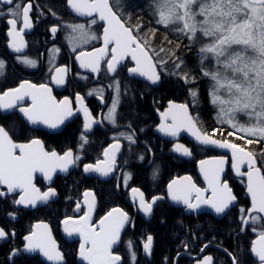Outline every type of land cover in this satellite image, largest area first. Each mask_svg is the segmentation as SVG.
<instances>
[{"label": "snow or ice", "instance_id": "1", "mask_svg": "<svg viewBox=\"0 0 264 264\" xmlns=\"http://www.w3.org/2000/svg\"><path fill=\"white\" fill-rule=\"evenodd\" d=\"M0 3L13 5L7 9V13L0 11V16L13 17L7 20L10 26L8 35L12 38L13 49L20 52L25 47L24 29L32 26L29 17L32 5L30 2L23 5L15 0H0ZM67 4L81 16L91 17L98 14L99 19L106 22V27L103 29L104 46L94 52H81L77 57L83 67L90 68L92 72H99L101 61L110 52V59L105 61L110 72H116L117 65L131 56L136 66L129 69L130 72L145 76L153 83L160 79L157 62H154L149 52V41L140 34L143 25L139 22L132 23L131 13L125 11L130 5H126L124 0H67ZM148 8L157 25L170 29L178 36L186 37L189 45L199 44L201 73L211 81V102L219 108L218 118L221 122L236 130L229 132L228 135L236 136L237 131L245 134V136H237V139H245L246 145L264 141V0H148ZM18 21L21 23L19 30ZM91 23H96V20L93 19ZM71 27L74 31L79 30L82 39H97L94 34L90 35L86 32L82 24ZM51 31L55 33L57 28L53 27ZM109 45L113 47L109 49ZM160 50L165 49L161 47ZM156 55L158 56L159 53ZM171 56H175V52H171ZM175 58L180 61L175 65L180 69L184 61L179 57ZM205 61L208 63L205 64ZM24 62L35 66L34 60L25 58ZM163 63L165 62L160 61L161 66ZM3 68L4 61L0 60V69ZM55 71L56 83L62 84L67 68L61 67ZM181 78L186 83L195 82L196 79L189 78L187 72L182 73ZM191 94L196 98L198 91L192 90ZM25 96L31 97L32 106L21 108L20 111L32 124H45L56 128L66 117L72 115L71 101L65 98L58 103L47 85L37 86L28 82L0 94V108H14L16 101L22 100ZM76 99L83 107V98L78 95ZM116 108L117 101H113L108 119L114 124ZM83 111L86 118L84 128L90 130L95 122L94 118L87 108H83ZM163 116L165 120L170 116L172 121L171 124L160 125V130L166 134L178 136L181 131L186 130L202 145L231 150L232 167L237 174L247 177L251 207L246 214L253 223L264 220V215H261L264 214V150H261L258 161L257 154L247 150L246 147L226 139H214L217 130H213L211 135L202 132L197 127L198 118L189 114L187 104L171 103L169 110L163 113ZM241 116L246 118L245 123L240 122ZM246 137H253L255 140ZM126 138L134 142L131 135ZM81 140L87 143V136L83 133ZM119 150V143L110 145L103 153L104 160H99L94 165L86 164L84 170L107 176L113 171L115 154ZM176 151L191 155L190 150L181 144L176 145ZM75 159L72 150L65 151L62 155L55 150L46 151L43 142L39 139H32L28 143H17L9 130L0 126V185H6L8 193L16 190L22 192L15 203L35 206L38 201L46 202L50 197L55 196L56 192L53 188L41 192L36 187L33 182L35 174L42 173L51 180L52 174L57 169L66 172L69 165L75 163ZM200 164L208 188H198L190 177H184L183 183L174 180L169 184L171 198L187 205L189 209H197L201 204H206L215 209L216 213H224L236 200L228 182L222 180L226 158H213L210 161H201ZM243 166H246V171H241ZM208 189H211V195L205 197ZM132 193L134 196H139L140 207L145 213H151L153 204L161 199V197H153L147 202L144 193L138 188H133ZM193 193H195L194 197ZM4 195L6 193L0 191V196ZM84 196L85 203L88 204V212L79 221L66 219L65 230L69 235L77 233L83 237L79 256L87 264H120L122 258L113 252V246L120 240L121 230L128 220L127 213L113 209L99 221V230H97L91 220L94 196L90 192H85ZM90 196L91 201L88 199ZM241 212L245 213V210L241 209ZM252 213L256 215H251ZM242 220L244 224L249 222L243 216ZM261 228L251 247V253L256 258L257 264H264V224H261ZM36 229L37 231L25 237L28 241V250H39L49 261L61 264L64 255L52 239L48 226L38 224ZM252 231L255 232L256 228L253 227ZM8 235L9 233L0 227V238ZM151 245L152 237L149 236L144 245L145 250L150 251ZM232 260L233 264H240L235 256H232ZM200 264H213L212 256H205Z\"/></svg>", "mask_w": 264, "mask_h": 264}, {"label": "flooded vegetation", "instance_id": "2", "mask_svg": "<svg viewBox=\"0 0 264 264\" xmlns=\"http://www.w3.org/2000/svg\"><path fill=\"white\" fill-rule=\"evenodd\" d=\"M15 2H20L23 5L31 3L32 8L29 17L32 26L24 29L25 47L20 52H16L12 47V38L8 35L10 26L7 24V20L13 17L9 15L0 16V19L4 20L2 43L0 44V60L4 61V68L0 69V94L9 89L17 88L24 82L37 86L47 85L51 89V95L58 103L65 98L71 101L72 115L66 117L64 122L56 128H51L48 125L33 127L18 111V109L32 106L31 97L25 96L22 100L16 101L14 108H3L7 112L0 110V126L9 130L13 140L17 143H28L32 139H39L47 151L55 150L62 155L65 151L72 150L73 158L79 157V159H75L74 166L66 175H55L50 185L43 177L35 174L33 182L41 192L53 188L56 195L52 196V199L46 204L33 209H30L29 205L15 203L19 200L21 192L8 194L7 186L0 185V191L6 193L0 198L10 206V211L6 213L5 220L0 224V227L9 233L7 237L0 238V264H47L39 255L30 252L28 254L24 251L28 245L25 237L33 233L36 223L39 222L48 225L57 243V248L63 253L64 260L61 264H68L70 261L74 264H85L79 256V247L83 242L80 239L81 236L77 233L69 235L65 230L64 221L66 219L79 221L88 212V204L84 200V193L88 190L92 191L96 198L95 212L91 216V220L92 225L97 230H99L100 219L113 208H122L127 213L128 220L125 222L120 240L113 247V252L122 258L120 264H200L203 258L209 255L213 258V264H233L232 256H235L240 264H257L256 258L251 253V247L262 230L261 224H264V220L253 223L250 219V223L245 228H243V220H241L239 230L229 231L226 236L221 233L223 238L220 237L219 240L215 237V219L227 217L228 213L238 205V198L237 204L221 218H217L209 212L189 209L187 205H172L167 199L168 183L185 174L191 175L200 188H205V184L198 174V161L224 154L221 152L215 154L213 152L216 150L198 146L185 135L177 141L189 147L192 158L175 154L172 148L176 140H167L154 132L161 121L158 111L163 112L169 101L161 109H154L156 124L150 128L151 130L146 129L147 139L152 138L157 148L155 147L153 150L144 140L140 139L139 134L130 124L133 117L132 101L135 88L132 84V80L135 78L129 76V69L133 66L130 57L126 58L114 73L107 69L105 63L111 57L110 52L101 61L99 72H92L90 68L83 67L80 59H77L81 52L103 46L102 32L104 26L98 17L76 16L68 6L67 0H15ZM9 7H13V5L0 3V11L2 12L7 13ZM93 19L96 20L94 24L91 23ZM81 24L85 26L86 32L90 35L94 34L97 39H82L79 30L74 31L71 27ZM20 27L21 23L18 21L17 29L19 30ZM53 27L57 28L55 33L51 31ZM111 47L113 45H110L109 49ZM25 58L34 60L35 66L25 63ZM61 67H66L67 72L64 75V82L57 84L54 79L55 70ZM78 95L83 98V107L76 99ZM113 101H117L115 124L108 119ZM83 108L88 109L95 121L90 130L84 128L86 118ZM189 109L194 117L190 106ZM67 132H71L70 141L64 139L58 141L63 135H68ZM82 133L87 136V143L81 140ZM129 135L133 137L134 142L126 138ZM114 143L120 144V150L115 154L113 174L105 180L87 175L84 172V166L86 164L94 165L97 161L104 160V151ZM81 145L83 146L81 147ZM161 160L163 161L161 162ZM163 162L165 165L172 163L177 167L181 165H185V167L176 170L174 172L176 175L172 176L164 185V190L161 191L158 188L160 181H154L153 172L163 170ZM230 166L231 160L224 180L228 181L226 179L228 177L243 181V188L238 186L237 189L242 190L246 196L245 214L243 216L245 219L247 210L250 208V200L246 193V181L236 176ZM77 170L83 176L91 179L93 183L114 185L118 205L108 209L101 208L95 189L92 186L83 185L81 179L74 180L73 174L75 175ZM141 170L147 174L145 177L147 178V185L144 184L146 190L139 186L135 180L136 173ZM61 181L68 182V186L57 187ZM76 183L77 185L82 184L78 188L81 190L79 198L71 196L73 191L71 188ZM133 188H139L144 193L147 202H150L153 197H162L163 199L156 202L151 213H143L132 198ZM58 202H61L63 209L61 212L54 211L50 215L44 214L45 210H53L54 206L56 208V205H59ZM160 203H168L177 209L180 212L179 216L184 217L183 226L187 229H181V233L176 239L177 245L172 252L169 250L162 251L160 255H156V239L151 229V223L155 210ZM252 215L256 214L253 213ZM253 227L256 228L255 232L252 231ZM230 233H233V236H230ZM149 236L152 237V245L151 250L146 251L144 245ZM129 241H131V245H129ZM52 264L55 262L53 261Z\"/></svg>", "mask_w": 264, "mask_h": 264}, {"label": "trees", "instance_id": "3", "mask_svg": "<svg viewBox=\"0 0 264 264\" xmlns=\"http://www.w3.org/2000/svg\"><path fill=\"white\" fill-rule=\"evenodd\" d=\"M124 3L126 5H130V9L129 7H126L125 9H129L126 10V12L131 13L132 23L135 24L139 22L143 25L140 29V34L148 39L150 45L149 52L157 62L162 75L161 83L157 88L151 87L149 84L137 79L132 80V84H134L135 88L134 99L132 101L133 117L131 118L132 122H130V124L139 134L140 139L144 140L153 150L155 147L157 148V145L152 138L147 139L146 129L153 128L156 124V116L154 113L155 108L161 109L166 102L176 100L187 103L192 108L194 117L198 118L197 124L203 132L212 134L213 130H217L214 135L215 137L219 139H226L230 142L246 147L248 150L257 154V159L259 161L261 150H264V141L246 145L245 139H237V136L245 135L237 132L236 136H230L228 133L235 130L228 125L219 123L215 115L216 108L211 103L209 79L203 77L201 73V65L199 61L200 54L197 44L189 45V41L186 37L178 36L170 29H165L161 25H157L148 8V0H138L137 4H135V1H124ZM137 5H142V7H137ZM3 24L4 20L0 19V44L2 43ZM168 41H171V43ZM161 47L165 50L161 51ZM152 49L155 51L153 52ZM169 50H171V52H175V56H171V52ZM156 53H159V55L157 56ZM175 57H179L184 61V64L181 65L180 69H177L175 66L180 62L179 60H176ZM160 61H164L165 63L161 66ZM184 72L189 74V78L195 77V82L186 83L184 79L181 78V74ZM192 90L198 91V96L196 98L192 96ZM67 134L68 135H63V137L58 139V141L62 139L70 141L71 132H67ZM246 138L255 140L253 137ZM208 151L213 152L211 150ZM213 153L220 154L217 151H214ZM162 161L163 160H161V162ZM184 167L185 165L177 167V165L174 166L172 163L170 165H165L164 163L163 170H159L157 172L154 171V181H160L158 188L163 191L164 185L172 178L173 175H176L174 172H176V170H181ZM146 176L147 174L141 170L136 173L135 177L136 182L139 186L144 188V190H146L144 184L147 185ZM73 178L76 181H78L77 179H81L83 185H87L89 187L92 186V188L95 189L97 196L99 197L101 208L108 209L112 206L118 205L114 185L109 183H93L91 179L83 176L79 170L76 171L75 175L73 174ZM226 179L233 187L234 193L239 199V202L238 205L228 213L227 217H224L223 219H215L214 230L216 231L215 237L218 240L220 237L223 238L222 235L226 236L227 232L240 229L242 216L245 214L241 212V209L245 210L246 207V196L242 190L237 189L238 186H240L241 189L243 188V181L228 177ZM67 183L68 182L61 181L57 184V187H66L68 186ZM82 184L77 185L76 183L72 186L71 190L73 191L71 192V196L78 198L81 196V190L78 188ZM59 191L63 193L61 189H59ZM60 203L61 202H58L59 205H56V208L54 206L53 210H45L44 214L50 215L54 211L61 212L63 209ZM9 209V204L0 198V224H2L5 220L6 213L10 211ZM179 214L180 212L171 207L168 203H160L159 207L155 210L154 218L151 223V229L156 239V255H160L162 251L169 250L172 252L177 245L176 239L179 237L181 229H187V227L183 226L185 221L184 217L179 216ZM230 236H233V233H230ZM68 264L74 263L70 261Z\"/></svg>", "mask_w": 264, "mask_h": 264}, {"label": "water", "instance_id": "4", "mask_svg": "<svg viewBox=\"0 0 264 264\" xmlns=\"http://www.w3.org/2000/svg\"><path fill=\"white\" fill-rule=\"evenodd\" d=\"M71 9V8H70ZM71 11H72V13L73 14H75L76 16H80V17H89V16H81V15H79V14H77V13H75L72 9H71ZM93 16H97L98 17V14H94ZM98 19H99V17H98ZM99 21L101 22V24H103V26L104 27H106V22L105 21H102V20H100L99 19ZM104 27H103V29H104ZM102 42H103V32H102ZM104 46V45H103ZM102 46V47H103ZM110 46V45H109ZM102 47H100V48H102ZM96 49H99V48H96ZM96 49H93V50H90V51H84V52H94ZM150 55H151V53H150ZM78 56H80V54L78 55ZM128 57H130V59H131V61H132V63H133V66L131 67V68H133V67H135L136 66V62L134 61V60H132V58H131V56H128ZM128 57H126V58H128ZM81 58H83V57H81ZM125 58V59H126ZM124 59V60H125ZM124 60H122L121 62H120V64L119 65H117V68L124 62ZM153 60H154V58H153ZM154 62H156L155 60H154ZM130 68V69H131ZM157 70H158V72H159V68H158V66H157ZM159 74H160V72H159ZM55 76H56V74H55ZM129 76L130 77H132V78H135V79H137V80H140V81H143V82H146L147 84H149L150 86H152V87H154V88H157L159 85H160V83H161V79H162V77H161V74H160V79L157 81V82H155V83H153L151 80H149L147 77H145V76H142V75H140V74H138V73H132V72H130L129 71ZM53 96V95H52ZM54 97V96H53ZM56 100V99H55ZM57 101V100H56ZM171 103H175V104H186V103H182V102H177V101H169L168 103H167V107H166V109L163 111V112H159L158 111V114H159V118H160V124L154 129V132L157 134V135H159V136H161L162 138H165V139H167V140H170V141H174V140H176L175 141V143H174V145H173V148H172V150H173V152L175 153V154H177V155H179V156H181V157H185V158H192V155H184L183 153H181V152H178V151H176V145L177 144H181V145H184L185 147H187L184 143H182V142H179V141H177L178 139H180L183 135H185V136H187L188 137V139L190 140V141H192L193 143H195L196 145H198V146H201V147H205V148H210V149H213V150H216V151H218V152H221V153H223L224 155H219V156H213V157H207V158H204V159H201L200 161H198V163H197V169H198V174L200 175V177L202 178V180H203V182H204V184H205V189L206 188H208V182H207V180L204 178V172L203 171H201V164H200V162L201 161H210V160H212L213 158H219V157H225L226 158V164H225V166H224V172H223V174H222V180H224V177H225V175H226V172H227V169H228V166H229V162H230V160H231V166H230V168H231V170L234 172V174L236 175V176H238V177H241V178H243V179H245V181H246V193H247V195H248V197H249V200H250V207H251V195H250V193L248 192V190H247V177L246 176H241V175H239V174H237L236 173V171H235V169L232 167V164H233V159H232V155H231V150H229V149H224V148H219V147H216V146H213V145H202L199 141H197L196 140V138L190 133V132H188V131H186V130H183V131H181L180 132V134L178 135V136H171V135H168V134H166L165 132H163V131H161L160 130V125L161 124H164V123H168V124H171L172 123V121H171V117L169 116L168 117V119L167 120H165V118H164V116H163V113H165V112H167L168 110H169V107H170V104ZM188 109H189V106H188ZM0 110L1 111H3V112H7V111H5L3 108H0ZM18 111H19V113H20V115L31 125V126H33V127H45L46 125L45 124H32L28 119H27V117H26V115L24 114V113H22L21 111H20V109H18ZM189 114L190 115H192L191 114V111H190V109H189ZM197 127L198 128H200L199 126H198V124H197ZM201 130V129H200ZM202 131V130H201ZM203 132V131H202ZM210 135V134H209ZM213 138L214 139H219V138H217V137H215V136H213ZM220 140H223V139H220ZM188 149H189V147H187ZM108 149V148H107ZM45 150L47 151V149L45 148ZM190 150V149H189ZM248 150V149H247ZM191 152V151H190ZM104 156V155H103ZM105 158V157H104ZM74 166V164H72V165H69V167H68V170L65 172V171H61V170H59V169H57L56 170V172H54L53 174H52V178H51V180H49L48 179V177H46L44 174H42V173H39V172H37L36 174H38L40 177H43L45 180H46V182H47V184L48 185H50L51 183H52V181H53V179H54V177H55V175H57V174H61V175H66L68 172H69V170H70V168H72ZM247 170V168H246V166H243L242 168H241V171H246ZM84 172L87 174V175H89V176H96V177H100L102 180H105V179H107L111 174H113L112 173V171L109 173V175L108 176H102V175H100L98 172H86L85 170H84ZM184 177H190L191 178V180H192V182L198 187V188H200L196 183H195V181H194V179L192 178V176L191 175H189V174H185V175H182V176H180V177H176V178H174V179H172L169 183H168V185H167V199L171 202V204L172 205H175V206H186L185 204H183L182 202H177V201H174L172 198H171V193H170V190H169V184H171L172 183V181H179V182H181V183H183L184 181H183V178ZM228 182V181H227ZM229 184V183H228ZM3 186H6V185H3ZM37 187V186H36ZM175 187V186H174ZM229 187L232 189V187L230 186V184H229ZM37 188H39V187H37ZM139 189V188H138ZM141 191V190H140ZM17 192H21L20 190H16L15 192H11V193H8V194H12V193H17ZM86 192H90V193H92L93 194V196H94V203H93V211H92V213H91V216L92 215H94V212H95V207H96V198H95V195H94V193L92 192V191H90V190H88V191H86ZM142 192V191H141ZM232 193H233V195L235 196V194H234V192H233V189H232ZM211 195V189H208V191L205 193V197H208V195ZM21 195H22V192H21ZM131 195H132V198H134V200H135V202L139 205V207H140V200H139V196L138 195H133V193L131 192ZM209 195V196H210ZM195 196V193H193V197ZM236 197V196H235ZM144 198H145V195H144ZM52 199V197H50L49 199H48V201H46V202H44V201H38L37 202V204L35 205V206H32V205H29L30 207V209H33V208H36V207H38V206H41V205H44V204H46L47 202H49L50 200ZM90 201L92 200V197L90 196L89 198H88ZM163 198L161 197V199H158V200H162ZM84 200H85V196H84ZM158 200H156V202H158ZM145 201H146V199H145ZM237 197H236V200L235 201H233V203L229 206V208L228 209H226L225 210V212L224 213H216V211H215V209H213L212 207H210L209 205H206V204H201V206L199 207V208H197V210H199L200 212H209V213H212V214H214L217 218H221L222 216H224L231 208H233L236 204H237ZM156 202L153 204V206L156 204ZM193 203H195V199H194V201H193ZM19 205V204H18ZM113 209H119V210H121V211H123L124 213H125V211L122 209V208H119V207H116V208H113ZM112 209V210H113ZM140 209L142 210V212L143 213H145L144 211H143V209L140 207ZM111 210V211H112ZM196 210V209H195ZM111 211H109V212H111ZM108 212V213H109ZM107 213V214H108ZM106 214V215H107ZM253 214V213H252ZM251 214V215H252ZM106 215H104L102 218H104ZM114 215H116V213H114ZM261 215H264V214H261ZM128 217V216H127ZM101 218V219H102ZM100 219V220H101ZM245 219L246 220H248L249 222H248V224L250 223V217H249V215H246V217H245ZM38 224H40V225H46V224H44V223H36V225H38ZM248 224H244L243 223V228H245ZM36 225H35V227H34V231L33 232H35V231H37V229H36ZM48 226V225H47ZM98 226H99V223H98ZM124 226H125V224H124ZM124 228V227H123ZM42 230V229H41ZM48 230H49V228H48ZM123 230V229H122ZM122 230H121V232H122ZM50 231V230H49ZM50 233H51V231H50ZM32 234V233H31ZM30 234V235H31ZM121 235V234H120ZM51 237H52V239L55 241V239L53 238V236H52V234H51ZM80 239L83 241V237H80ZM56 242V241H55ZM117 245V244H116ZM116 245H114V246H116ZM56 246H57V243H56ZM113 246V247H114ZM26 253H28V252H30L31 254H37V255H39L40 257H41V259L43 260V261H45L47 264H52V262L53 261H49L48 259H47V257H45L44 255H43V253L42 252H40L39 250H37V251H29L28 250V247L24 250ZM30 253H28V254H30ZM83 262L85 263V264H87V262L86 261H84L83 260Z\"/></svg>", "mask_w": 264, "mask_h": 264}, {"label": "rangeland", "instance_id": "5", "mask_svg": "<svg viewBox=\"0 0 264 264\" xmlns=\"http://www.w3.org/2000/svg\"><path fill=\"white\" fill-rule=\"evenodd\" d=\"M124 1H135V4H137V2H138V0H124ZM126 11V10H125ZM155 19V18H154ZM163 27V26H162ZM197 46H198V49H199V44H197ZM208 62L207 61H205V64H207ZM209 83L211 84V81L209 80ZM209 84V85H210ZM212 103V102H211ZM213 104V103H212ZM214 105V104H213ZM215 106V108H216V111H215V115H216V117H217V119H218V121H219V123L220 124H224V125H228V124H226V123H222L221 122V120L218 118V112H219V108L216 106V105H214ZM222 115V114H221ZM239 119H240V122L241 123H245L246 122V118H244L243 116H241V117H239ZM229 127H231L230 125H228ZM233 130H235V129H233ZM236 131V130H235ZM238 132V131H237ZM239 133V132H238ZM241 134H243V133H241ZM243 135H245V134H243Z\"/></svg>", "mask_w": 264, "mask_h": 264}]
</instances>
